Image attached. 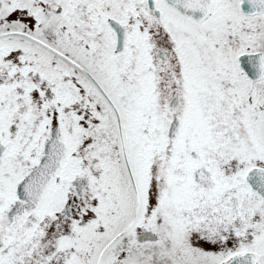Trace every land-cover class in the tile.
Masks as SVG:
<instances>
[{"label":"snow or ice","instance_id":"snow-or-ice-1","mask_svg":"<svg viewBox=\"0 0 264 264\" xmlns=\"http://www.w3.org/2000/svg\"><path fill=\"white\" fill-rule=\"evenodd\" d=\"M0 264H264V0H0Z\"/></svg>","mask_w":264,"mask_h":264}]
</instances>
